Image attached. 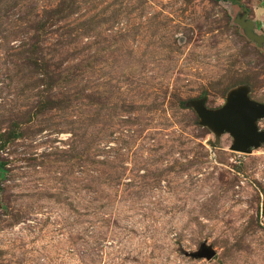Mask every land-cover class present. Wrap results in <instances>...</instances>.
I'll return each mask as SVG.
<instances>
[{
	"label": "rangeland",
	"instance_id": "374dc122",
	"mask_svg": "<svg viewBox=\"0 0 264 264\" xmlns=\"http://www.w3.org/2000/svg\"><path fill=\"white\" fill-rule=\"evenodd\" d=\"M239 89L264 0H0V264H264V142L194 109Z\"/></svg>",
	"mask_w": 264,
	"mask_h": 264
},
{
	"label": "water",
	"instance_id": "95a60500",
	"mask_svg": "<svg viewBox=\"0 0 264 264\" xmlns=\"http://www.w3.org/2000/svg\"><path fill=\"white\" fill-rule=\"evenodd\" d=\"M194 109L202 125L216 132L230 133L233 138L230 150L233 152L250 154L264 142V132L256 126L257 120L264 119V105L251 101L244 89L233 91L218 110L206 109L201 103H195ZM192 256L211 260L215 252L202 245Z\"/></svg>",
	"mask_w": 264,
	"mask_h": 264
}]
</instances>
